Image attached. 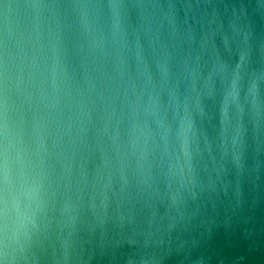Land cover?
<instances>
[{
	"label": "water",
	"instance_id": "obj_1",
	"mask_svg": "<svg viewBox=\"0 0 264 264\" xmlns=\"http://www.w3.org/2000/svg\"><path fill=\"white\" fill-rule=\"evenodd\" d=\"M0 264H264V0H0Z\"/></svg>",
	"mask_w": 264,
	"mask_h": 264
}]
</instances>
